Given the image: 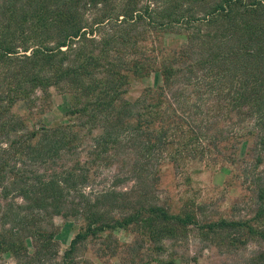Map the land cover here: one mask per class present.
Returning <instances> with one entry per match:
<instances>
[{
  "label": "trees",
  "instance_id": "obj_1",
  "mask_svg": "<svg viewBox=\"0 0 264 264\" xmlns=\"http://www.w3.org/2000/svg\"><path fill=\"white\" fill-rule=\"evenodd\" d=\"M161 33L175 44L159 48ZM153 71L158 85L127 95ZM52 87L72 96L71 120L30 127L13 111ZM188 162L231 167L248 213L200 221L134 202L161 164ZM56 215L84 223L65 254L142 222L194 225L230 249L260 242L264 264V0H0V253L49 249Z\"/></svg>",
  "mask_w": 264,
  "mask_h": 264
},
{
  "label": "rangeland",
  "instance_id": "obj_2",
  "mask_svg": "<svg viewBox=\"0 0 264 264\" xmlns=\"http://www.w3.org/2000/svg\"><path fill=\"white\" fill-rule=\"evenodd\" d=\"M154 36L159 48L175 44L172 35L161 33ZM160 79L156 71L143 79L131 78L127 95L138 96L147 87L158 85ZM71 100L70 94L52 87L46 97H39L31 106L15 105L13 111L24 116L30 127L50 126L67 118L71 120L67 114L71 109ZM112 162L98 171L96 179L104 176L107 177L106 182L114 175L118 165ZM158 172L157 189L150 196L137 195L134 199L137 205L157 203L169 213L189 212L200 221L237 219L248 213V206H251L250 192L233 175L231 167L218 169L217 165L204 169L201 164L188 162L185 167L176 169L169 163H163ZM131 183V180L125 181L118 184L117 189L129 187ZM52 225L53 246L38 254L35 253L37 248L33 254L30 244L21 248L18 256L1 252L0 264H257L252 256L263 245L249 241L230 249L216 243L215 234L194 225H178L169 235L163 231L156 234L140 222L78 240L65 254L71 240L83 231L84 223L56 215L52 218ZM169 226L165 222L160 223L158 228L169 230Z\"/></svg>",
  "mask_w": 264,
  "mask_h": 264
}]
</instances>
